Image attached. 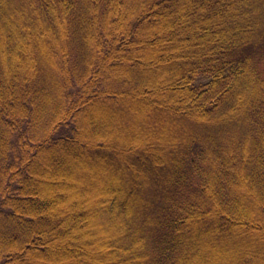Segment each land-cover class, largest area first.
<instances>
[{"label":"trees","instance_id":"obj_1","mask_svg":"<svg viewBox=\"0 0 264 264\" xmlns=\"http://www.w3.org/2000/svg\"><path fill=\"white\" fill-rule=\"evenodd\" d=\"M0 264H264V0H0Z\"/></svg>","mask_w":264,"mask_h":264}]
</instances>
